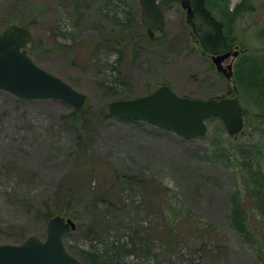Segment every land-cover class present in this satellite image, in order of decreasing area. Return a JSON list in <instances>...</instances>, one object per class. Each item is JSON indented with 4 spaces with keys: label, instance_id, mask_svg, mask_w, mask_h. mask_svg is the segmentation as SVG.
I'll use <instances>...</instances> for the list:
<instances>
[{
    "label": "rangeland",
    "instance_id": "rangeland-1",
    "mask_svg": "<svg viewBox=\"0 0 264 264\" xmlns=\"http://www.w3.org/2000/svg\"><path fill=\"white\" fill-rule=\"evenodd\" d=\"M15 1L0 0V33L15 6V24L32 36V61L88 96L91 110L162 85L190 99L233 92L195 38L181 39L186 13L177 3L166 8L165 28L151 41L138 0ZM224 2L233 9L240 0ZM250 3L252 12L233 28L232 49L241 51L234 72L245 55L252 63L264 57V0ZM128 13L131 21L121 25ZM239 101L249 115L235 137L217 118L206 122L205 135L185 140L142 121L94 115L81 126L78 156V129L62 120L71 107L0 90V244L43 240L48 221L39 202L93 162L73 190L78 220L64 216L76 229L63 245L80 264H264V121ZM195 223L211 229L200 235Z\"/></svg>",
    "mask_w": 264,
    "mask_h": 264
},
{
    "label": "water",
    "instance_id": "water-1",
    "mask_svg": "<svg viewBox=\"0 0 264 264\" xmlns=\"http://www.w3.org/2000/svg\"><path fill=\"white\" fill-rule=\"evenodd\" d=\"M138 3L141 23L150 39L164 29L165 10L171 4L178 3L187 17L191 12V0H138ZM30 40V31L17 25H10L0 33V90L19 99L58 100L76 112L89 110L88 96L32 61L26 50ZM237 54L234 50L210 56L216 71L233 86L234 92L229 97L190 99L163 85L144 96L109 102L107 116L142 121L185 140L202 137L207 130L206 121L217 118L227 135L236 136L243 129V108L237 98L232 64L223 66V62ZM75 228L70 218L54 216L47 222L45 239L30 235L19 244H0V264H80L63 245L64 236Z\"/></svg>",
    "mask_w": 264,
    "mask_h": 264
},
{
    "label": "trees",
    "instance_id": "trees-1",
    "mask_svg": "<svg viewBox=\"0 0 264 264\" xmlns=\"http://www.w3.org/2000/svg\"><path fill=\"white\" fill-rule=\"evenodd\" d=\"M13 1V5H15L17 2L15 0ZM191 7L192 10L186 20L187 26L184 27L181 39L187 43L190 37H194L200 49L206 55L223 53L237 44L233 36L235 22L239 17L243 16V14L252 12V5L251 3L249 5V0H240L233 9H231L224 0H191ZM10 12L9 16L11 19L6 21V26L16 23V16L14 15L16 13L15 6L10 8ZM130 21L131 19L128 13L125 17V23L121 25L128 24ZM20 26L27 28L24 24ZM110 40H112L111 36L105 41L107 44L110 43L109 45L111 46L114 45ZM249 59L250 57L245 55L236 65L234 81L237 88V96L241 100L245 98L248 101L247 104H250L252 117L256 116L264 121V57L261 56L260 58H256V62L254 63L250 62ZM243 65L250 69V72H248L246 76L243 72L245 69L242 70V67H244ZM226 96H228V94L222 97ZM244 114L249 115L246 111H244ZM94 115H100L101 119L108 118L105 108L100 110H91L90 108L86 112H75L71 110L70 113L62 116V120L65 123H69L71 126L78 129V156L82 155L83 144L85 142V134L81 126L84 127V123H87ZM79 119H82L81 124L78 122ZM14 167L15 165L11 164L9 168L14 169ZM89 168H94L93 162L84 163V166H79L73 170L69 176L66 177V182L62 181L57 186L51 197L39 202L37 207L42 213L45 221L57 215L73 217L78 220L76 215L77 202L72 198L73 190L77 186L80 178L84 176L85 171ZM96 168H98V165ZM103 199L104 196H97L96 200L99 202ZM259 199L264 206V195H261V197L259 196ZM153 202L157 201L155 200ZM243 224H245V222L242 221L236 223L240 231L246 229L247 225ZM194 226L195 227L191 226V229L193 228L195 233H199L203 236H206L209 229H211L208 225L203 223H195ZM174 228L175 225L171 227L172 230H174Z\"/></svg>",
    "mask_w": 264,
    "mask_h": 264
}]
</instances>
